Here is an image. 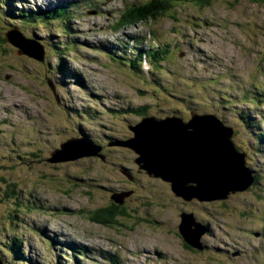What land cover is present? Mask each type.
I'll return each mask as SVG.
<instances>
[{
	"label": "rangeland",
	"instance_id": "1",
	"mask_svg": "<svg viewBox=\"0 0 264 264\" xmlns=\"http://www.w3.org/2000/svg\"><path fill=\"white\" fill-rule=\"evenodd\" d=\"M147 1L0 0V248L17 247L31 264H264V0L186 3L176 19L116 30ZM66 4L61 20L47 11ZM17 28L44 46L43 62L4 40ZM154 43L170 46L167 60L132 69ZM140 108L159 119L178 113L186 122L192 111L220 118L235 129L255 183L187 208L141 175L126 207L134 218L93 221L113 203L111 192L128 188L122 171L139 174L137 155L116 143L133 136ZM83 135L101 146L103 161H48ZM186 212L210 229L203 252L177 231ZM11 255L3 264H30Z\"/></svg>",
	"mask_w": 264,
	"mask_h": 264
},
{
	"label": "water",
	"instance_id": "2",
	"mask_svg": "<svg viewBox=\"0 0 264 264\" xmlns=\"http://www.w3.org/2000/svg\"><path fill=\"white\" fill-rule=\"evenodd\" d=\"M6 41L26 55L45 60L42 44L27 40L20 31L8 32ZM57 94L56 87L51 85ZM133 137L116 144L132 150L138 158L136 164L149 177L160 178L171 185L176 197L190 202L225 201L230 195L246 192L255 183L253 172L246 165V155L240 153L233 144L235 129L224 126L222 120L213 115L191 113L185 123L176 116L164 119L149 117L135 126H130ZM102 148L86 136L70 139L51 153L50 163L76 161L84 157H98ZM185 166L175 170L169 163ZM122 174L129 177L126 170ZM123 194L112 199L118 203ZM118 199V200H117ZM209 228L198 222L193 214L182 215L179 233L191 248L206 250L202 239ZM0 264L3 262L0 259Z\"/></svg>",
	"mask_w": 264,
	"mask_h": 264
},
{
	"label": "trees",
	"instance_id": "3",
	"mask_svg": "<svg viewBox=\"0 0 264 264\" xmlns=\"http://www.w3.org/2000/svg\"><path fill=\"white\" fill-rule=\"evenodd\" d=\"M87 1L91 2L94 0H87ZM216 1H221V0H148L145 4H143L141 6L131 7L130 11L126 15L121 17V19L118 23V28L116 30L126 28V27H134V26H137V25L142 24V23H147L149 21H156L159 18L165 16L166 14H172V18L176 19L175 18L176 9L179 8L178 6L184 5L186 3L187 4H190V3L191 4H198V5H202V6H210L213 2H216ZM251 1L254 3H258V2L263 1V0H251ZM90 5L93 7L96 6V5H93V3H90ZM68 6L69 5H67V4H66V6H57V7L52 8V9L50 8V10H47V11H51L50 13H53L52 15H54L55 18H59V17H63L64 15H66L68 13V11H67ZM47 11L44 12L43 14L49 15V12H47ZM28 14H30V13H28ZM23 16H25V15H21V18H23ZM51 20H56V19H50V21ZM22 35H23V33H22ZM4 40H6V38ZM144 42H147V41L145 40ZM167 47H170V46H167ZM167 47H162V46L154 43V44L150 45L149 53L148 52H141V50H142V48H141L140 54H139V56H137L138 61H133L131 68L136 69V68H140L142 66L141 58L143 57V55H145L147 57L146 60L149 61L154 68L155 67L157 68L158 65H161L165 60H167V57H168L167 56V53H168ZM65 71H66V69L64 70V72ZM139 110L140 111L138 112V114L135 112L138 115L139 119L143 120L145 118H149V116H146L145 112L143 111L144 110L143 108H140ZM174 114L177 115L178 113H172V115H174ZM162 118L163 119L167 118V115L162 117ZM140 122H138V123H140ZM132 126H134V125H132ZM83 136H86L89 139V137L87 135H83ZM129 172H131V171L128 170L127 173L130 174ZM126 178H128V177H126ZM112 202L114 204L102 207L101 209L97 210L95 212V216L93 217L92 220L95 222L102 223V224L115 225L116 221L119 222V219H117V217H119V216H122V217L130 216V217L134 218L135 215L137 214L135 212L134 216L130 215V213L126 210V207L124 205H120V203L113 201V200H112ZM30 209H31V207L26 206L24 208V211L27 210L26 213L28 214ZM186 246L191 248L187 244H186ZM74 247L78 248L77 245H74ZM0 249H1L0 259L2 262H4L5 257L6 258L9 257V255H11L9 253L12 252L11 256H14L15 260H22L21 261L22 263H27V262L30 263L28 260H26V258H24V256H23L24 254L21 251L17 252L18 248L15 246L14 247L10 246L9 250H5L4 246H3V248H0ZM191 249H193V248H191ZM111 260H112L113 264L116 263L115 258L111 259Z\"/></svg>",
	"mask_w": 264,
	"mask_h": 264
},
{
	"label": "flooded vegetation",
	"instance_id": "4",
	"mask_svg": "<svg viewBox=\"0 0 264 264\" xmlns=\"http://www.w3.org/2000/svg\"><path fill=\"white\" fill-rule=\"evenodd\" d=\"M191 113H195L194 111H192ZM191 115V114H190ZM173 116H177V115H167V117H173ZM163 119V118H162ZM181 119L183 120V117H181ZM188 121L190 120V118L189 119H187ZM188 121H184L185 123H187ZM136 125V124H135ZM134 125V126H135ZM132 126V125H131ZM130 127V126H129ZM130 130V129H129ZM131 131V130H130ZM132 132V131H131ZM132 134H133V132H132ZM133 137V136H132ZM130 139V137L128 138V139H126V140H129ZM126 140H123V141H126ZM138 158V156L135 158V160H134V163L136 164V159ZM134 167H135V169H137V172L139 173L138 175L137 174H135V176H132L131 175V173L132 172H129L130 174H129V176H130V178L128 177L127 178V180H125V182L127 183V186H128V188L127 189H124V190H114L113 192H111V199H112V197L114 196V195H116V194H123V197L120 199V201L119 202H121L120 203V205H124L125 207H128L129 206V204H130V202H131V200L133 199V198H135V196H137V193H138V189H137V186L139 185V182L140 181H142V179H141V175H147V173L145 172V171H142V170H140V168H139V166L136 164V166L134 165ZM130 170V169H129ZM148 176V175H147ZM148 181H150V182H153V188H154V190H155V183H158V184H160V185H162V186H164L165 187V189H166V191L168 192V195H169V197L170 198H172V199H177V200H179V201H183V203L187 206V208L192 204H197V202H195V201H197V200H193V201H190V202H187V201H185L183 198L182 199H180L179 197L178 198H176L175 197V194L172 192V190L171 189H167V186L168 185H170L168 182H165V181H163L162 179H160V178H153V177H149L148 176ZM171 186V185H170ZM174 195H173V194ZM113 200V199H112ZM118 200V199H117ZM114 201V200H113ZM199 202V201H198ZM215 203H220V202H207L206 204H215ZM112 204H114V203H112ZM112 204H110V205H112ZM185 211H183V212H181V214L182 213H184ZM187 213H189V212H186V214ZM181 214H180V216H181ZM177 231H179V227H177ZM189 248V247H188ZM191 249V248H190ZM207 249V248H206Z\"/></svg>",
	"mask_w": 264,
	"mask_h": 264
},
{
	"label": "bare ground",
	"instance_id": "5",
	"mask_svg": "<svg viewBox=\"0 0 264 264\" xmlns=\"http://www.w3.org/2000/svg\"><path fill=\"white\" fill-rule=\"evenodd\" d=\"M220 119V118H219ZM221 120V119H220ZM170 167L171 166H173V168L175 169V170H180V169H184V170H186L187 168L184 166H181V165H178V164H175V162H173V163H169L168 164ZM228 200V199H227ZM227 200H225V201H227ZM210 230V229H209ZM209 233V232H208ZM18 241V240H17ZM71 241H73V240H71ZM24 248V247H23ZM18 263V262H17Z\"/></svg>",
	"mask_w": 264,
	"mask_h": 264
}]
</instances>
